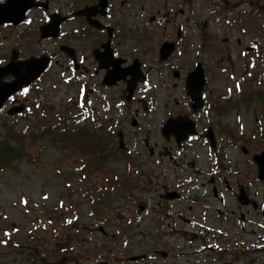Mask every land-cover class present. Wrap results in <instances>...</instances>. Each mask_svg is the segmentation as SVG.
Instances as JSON below:
<instances>
[{"label":"flooded vegetation","instance_id":"1","mask_svg":"<svg viewBox=\"0 0 264 264\" xmlns=\"http://www.w3.org/2000/svg\"><path fill=\"white\" fill-rule=\"evenodd\" d=\"M178 2L0 0V132L8 127L34 131V114H48V94L57 87L53 82L58 71L77 109L68 114H100L97 122L111 126L116 142L121 134L128 163L149 171L157 198L159 192L160 214L168 215L175 202L188 204L171 225L188 229L190 239L184 234L171 243L152 242L145 258L134 264L188 262L194 253L185 251L199 236L203 256L197 264H264V183L259 182L254 164L263 151L252 136L258 127H246L249 137L226 132L230 123L222 114L228 112L216 104L225 89L211 85L216 73L205 64L207 56L201 60L188 56L184 23L194 21L184 10L190 0L177 6ZM248 48H243V58L257 50ZM248 58V69L254 70L259 56ZM198 63L206 79L205 109L195 113L185 84ZM219 71L226 73L223 66ZM115 77L119 79L109 86L108 80ZM132 77L138 83L130 92ZM239 77L241 83L252 85L257 72ZM177 118L184 125L180 138L172 124L162 131ZM191 123L196 135L189 133ZM228 151L247 158L239 160L246 164L243 170L235 169L236 161L233 164L225 155ZM227 177L233 178L230 184ZM196 179L205 188L202 201L191 190ZM255 187L263 190H252ZM241 191L245 200L238 198ZM174 193L179 194L178 201L171 197ZM223 193L234 195L237 203L232 210L221 207Z\"/></svg>","mask_w":264,"mask_h":264},{"label":"rangeland","instance_id":"2","mask_svg":"<svg viewBox=\"0 0 264 264\" xmlns=\"http://www.w3.org/2000/svg\"><path fill=\"white\" fill-rule=\"evenodd\" d=\"M154 1L158 2V0ZM176 1L173 0V3H176ZM180 3L181 0L177 3V6ZM184 10L187 11L185 15H191L194 21L184 23L190 46V50L187 51L188 56L200 60L203 56L208 57L205 64L216 73L215 77L211 76V85L224 88L223 97L228 95L226 87L233 89L234 81L238 80L239 76L247 73L258 72V77L260 76L261 81L264 83V1L259 3L254 1L253 4L247 5L240 4L239 1H228V4H225L222 0H190L185 5ZM252 45L256 46L257 50L251 51V54L247 53V56L243 58L240 52H243L245 48H251ZM248 50L251 49L248 48ZM258 53L260 59L257 60L255 69H248V57L251 55L255 57ZM244 62L248 70L245 69ZM222 66L226 69L225 74L219 71ZM228 73H237L238 75L234 80H231L227 76ZM54 76L55 81L53 84L56 83L57 87L55 90L51 89L48 94L47 115L52 117L76 116L77 114H68V112L77 109L73 107L70 100L71 93L66 92L63 88V76L59 75L58 71L55 72ZM244 85L245 89L239 96L245 105V114L248 115H241V118L243 124L251 130L253 128L252 115L257 113L248 104L247 96L250 91V82L245 81ZM259 88H264V86L261 85ZM174 97H177V95ZM221 101L224 102V98ZM258 112H262L261 108L258 109ZM226 120L230 123L229 127L235 131L234 115L226 118ZM34 123L39 124L41 122L34 117ZM47 142L48 144L43 150L40 149V145L34 147L33 156L37 158V161L34 159L32 162H22L16 171L0 172V236L2 240H6L4 230H9L10 234L6 237H12L14 242L18 240V243L13 246H10V243L5 247L0 244V254L3 255V259L9 260L13 257L11 250L16 249L18 245L25 244L28 237H32V239L38 237L42 230L35 231V224H38V222H35L36 216L41 211H49L54 212L53 215L44 217L40 221L44 224L47 221L58 224L55 227H63V230L68 232L65 233L61 229L54 231L56 235L52 236L53 229L48 226L46 238L51 240V244L47 248H35V251L43 252V255L47 254L45 251L53 249L69 252L72 245L74 249L78 243H82L86 250L96 248L95 253L91 256L85 255V251L76 254L72 252L71 255L62 254L56 261H63V263L57 262L56 264H77V260L78 264H103L104 261L108 260V252L111 248L109 245L113 244L109 241L110 237L112 234L117 235L112 228H108L110 221L113 219V212L106 213V221L100 220L95 215L91 216L86 198L77 197L76 194L72 198L73 207H64L63 210L55 211L56 208L58 210L57 203L60 199L65 204L71 203L73 191L65 188L67 185L62 179L66 159L61 155V152L52 148L49 140ZM257 147L259 150L264 149V145ZM226 156L233 159V164L236 161V170L241 171L246 166L245 163L241 164L239 162L240 159H247L239 152L228 151ZM77 176V174H73V180ZM102 179L101 176L98 180H93L90 185L78 184L74 181L71 186L78 191L79 196H82L87 190L99 186ZM227 179L231 181L233 178L227 177ZM252 190H257V187ZM222 206L224 210L232 207V199L226 196ZM75 209L79 213H74ZM64 222L67 227L63 225ZM99 226L104 228L105 236L98 232ZM36 242H34V245ZM102 244L107 247L97 248L98 245ZM200 255L202 256L203 253H200ZM124 262L120 264H127V262Z\"/></svg>","mask_w":264,"mask_h":264},{"label":"trees","instance_id":"3","mask_svg":"<svg viewBox=\"0 0 264 264\" xmlns=\"http://www.w3.org/2000/svg\"><path fill=\"white\" fill-rule=\"evenodd\" d=\"M244 3L247 0H236ZM250 2L253 0H249ZM258 3L264 0H254ZM60 122L51 125L45 131H35L31 134L14 132L0 133V170H17L18 162L23 158H29L32 160L31 154L28 153L29 149L40 145L42 148H46L49 140L50 145L65 154L64 149H68L71 155L73 149H80L84 154H88L93 157L96 154V150L103 142L101 137L91 132H83L74 129L73 124L69 119L60 118ZM96 134L99 137L97 140ZM102 152V151H99ZM34 159V158H33ZM81 170L84 178L91 177L95 171H104L107 166H102L98 162H89L82 164ZM126 180H121V184L124 185Z\"/></svg>","mask_w":264,"mask_h":264},{"label":"water","instance_id":"4","mask_svg":"<svg viewBox=\"0 0 264 264\" xmlns=\"http://www.w3.org/2000/svg\"><path fill=\"white\" fill-rule=\"evenodd\" d=\"M198 68L191 74V76L193 77V81L187 83V95H189L191 98L192 106L196 105L198 101H200L201 90L204 83L201 68L200 67ZM41 71L42 70H40L38 74H36V78L40 75ZM134 83H136V80L134 81ZM255 162L258 167V178L264 181V154L255 157Z\"/></svg>","mask_w":264,"mask_h":264}]
</instances>
